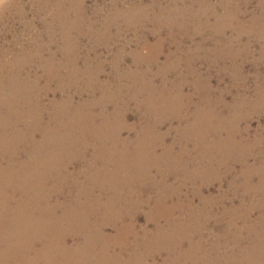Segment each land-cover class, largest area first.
Wrapping results in <instances>:
<instances>
[{
	"label": "rangeland",
	"instance_id": "obj_1",
	"mask_svg": "<svg viewBox=\"0 0 264 264\" xmlns=\"http://www.w3.org/2000/svg\"><path fill=\"white\" fill-rule=\"evenodd\" d=\"M0 100L5 206L30 193L39 227H5L7 264H73L66 246L84 264H264V0H3ZM87 192L125 203L61 222ZM104 217L112 241L86 244Z\"/></svg>",
	"mask_w": 264,
	"mask_h": 264
},
{
	"label": "bare ground",
	"instance_id": "obj_2",
	"mask_svg": "<svg viewBox=\"0 0 264 264\" xmlns=\"http://www.w3.org/2000/svg\"><path fill=\"white\" fill-rule=\"evenodd\" d=\"M143 62V61H142ZM135 65V64H134ZM123 69V68H122ZM139 71V70H138ZM134 76V75H133ZM194 86V85H193ZM112 90V89H111ZM110 94H111V91H110ZM53 95V94H52ZM36 98V97H35ZM1 101V100H0ZM56 105V104H54ZM116 113V112H115ZM148 117V116H147ZM139 120V119H138ZM98 126V125H97ZM97 130V129H96ZM137 135V134H136ZM9 138V137H8ZM9 140V139H8ZM186 141V140H185ZM13 144V143H12ZM180 144V143H179ZM8 145H11V141H7L6 144L4 143H0V264H7V262H10L12 261L13 259L11 257L13 256H16L15 254V250H10L12 249L10 247L9 244H7V247H10V249H7L5 248L6 247V237L4 235V232H5V227H8L9 228H12L9 229L11 231H13L14 235H16L17 237H19V241L20 242H23L24 240L20 238L21 236V231H23L24 228L22 227H26V231H28V229L30 230H34L32 227H35V228H39L38 225H36V221L33 222L28 225L29 223L25 221L26 217H28V219L32 220L33 218V213L29 210V208L27 207L28 206V203H29V198H30V193L26 194V195H23L22 196V199L20 201H18L15 206H11L12 209L8 208L5 206L6 204V200H5V192H4V188L6 186H9L10 184H14V179L11 180V182L9 183V179H7V177H9V171H10V168L8 169L7 166L5 167L1 162H2V155L5 153V150H4V147L8 146ZM180 146V145H178ZM9 147V146H8ZM39 152L41 151V149H39ZM40 156V158L43 156V153H40V154H37ZM84 155V154H83ZM11 165V164H10ZM45 165V164H43ZM43 165H41L40 163H36L33 165V168H36L40 171L41 167H43ZM6 172V174H5ZM131 180V182H135L138 177H135V176H131L130 178H128ZM40 180H43V179H40ZM127 180L125 178H116V179H113L111 180V187H114L113 184L114 183H117L119 184L117 186V189H119L118 187H120V185H122L124 182H126ZM96 182V181H95ZM21 183V182H20ZM97 184H94L95 186L94 187H98L101 189V191H104L106 188V183L105 182H96ZM22 184V183H21ZM33 187H35V183L32 184ZM116 188V187H115ZM81 189V187H80ZM186 189V188H185ZM82 191V189H81ZM89 191V190H88ZM134 193H136L137 191L133 190ZM91 192V190H90ZM90 192H87L89 194V198L87 199H84L83 201L85 202H81V200L79 199H76V200H79L78 202L82 203L81 204H73L72 207L70 208H65V210L63 211V215L62 217V221L61 222H75L76 223V220H77V215L78 213L81 211L82 213H84L87 217L90 215H95V214H100V213H108L109 209L110 208H115L117 211H118V204L117 203H125L124 201H119L118 197L122 196V199L124 200L125 197H126V194L122 193V194H118V192L115 194H112L111 195H108V198H107V201H103L101 198H95V197H92L90 195ZM35 193V192H34ZM141 193V192H140ZM138 194V192H137ZM184 194V193H183ZM115 196V197H114ZM128 196H131L128 194ZM92 197V198H91ZM121 198V197H120ZM198 198V197H197ZM121 200V199H120ZM172 200V199H171ZM207 199H202V201H206ZM26 201V202H25ZM119 201V202H117ZM208 201V200H207ZM172 202V201H171ZM171 204V203H169ZM240 204V203H239ZM74 206H78L77 208L74 207ZM221 206V205H220ZM66 207V206H65ZM222 207V206H221ZM205 208V205L199 207L200 210H203ZM106 210V211H104ZM123 212L122 211H119L118 214H120ZM22 214H25V217L22 215ZM112 215H117V212L114 211L111 213ZM144 214V213H143ZM203 213L199 212L198 216H197V220L199 221L203 215ZM89 216V217H90ZM7 218L10 220V218L12 219V222L11 224L8 226L7 225ZM168 218L171 219V216H169ZM89 219V218H88ZM130 219V218H129ZM146 219V218H145ZM194 219V218H193ZM192 220V219H191ZM11 221V220H10ZM107 221V218L104 217L102 220H98L96 221L95 223V227L97 228L96 230L93 228L92 232H94V235L95 236H91V233L90 231L87 232L90 233L88 235V237H86L85 239V243L88 244V243H97L98 241L99 242H103L104 240H107L108 243H110L112 241V238H111V235H109L108 233H106L104 231V226H105V223ZM164 221V220H163ZM87 219H84V218H80L79 220V224H80V228L84 229L87 225ZM146 222V221H145ZM13 224V225H12ZM54 225H55V219H52V222H51V229L53 230L54 229ZM111 228V227H110ZM100 230V231H97V230ZM57 230V229H55ZM178 228L175 230L177 231ZM180 230V229H179ZM178 230V231H179ZM54 231V230H53ZM117 231L118 233L117 234H121L123 231L120 230V228H117ZM181 231H183V228L181 229ZM228 231V230H227ZM74 234V233H73ZM86 235V233H84ZM50 235L46 236L47 238L49 237ZM134 236V235H133ZM136 236V235H135ZM25 238V236H23ZM123 237V234L121 235V238ZM214 237V236H213ZM136 238V237H135ZM171 238V237H170ZM168 241V240H167ZM171 241V240H170ZM174 241V240H172ZM171 241V243H173ZM123 241L121 240V243ZM142 245V242L138 241L136 243H134V246L135 248H139L140 246ZM113 249V248H112ZM54 250V249H53ZM62 252L66 253L69 257L71 258H75L74 261H73V264H84L85 262V251H81V249L79 248L77 251H75L74 249H71L70 247H63ZM81 251V252H80ZM128 251V250H127ZM56 253L55 251H47L46 253ZM247 252V251H246ZM99 253V252H98ZM103 254L107 255L108 258H105L103 257L102 258V255L101 253H99L97 255V259L95 260L93 258V256L90 257V260L91 261H94L95 264H115L114 262V259H113V256L112 255H109V254H106V252H103ZM91 255H95V251H92ZM197 255V257H196ZM170 256V259L168 257H166L167 259L165 260V264H214L211 263L207 257H205L204 255L202 254H193L191 251H181L179 253V256H175V254H172V255H169ZM186 258L184 259V262L182 263L181 262V258ZM112 258V259H111ZM192 260V261H190ZM202 260V262H201ZM218 259L215 258L214 261H217ZM68 262H70L69 260L65 261L64 264H69ZM13 264H20L19 261H15L13 262ZM87 264V262H86Z\"/></svg>",
	"mask_w": 264,
	"mask_h": 264
},
{
	"label": "clouds",
	"instance_id": "obj_3",
	"mask_svg": "<svg viewBox=\"0 0 264 264\" xmlns=\"http://www.w3.org/2000/svg\"><path fill=\"white\" fill-rule=\"evenodd\" d=\"M3 2V0H0V3H2Z\"/></svg>",
	"mask_w": 264,
	"mask_h": 264
}]
</instances>
